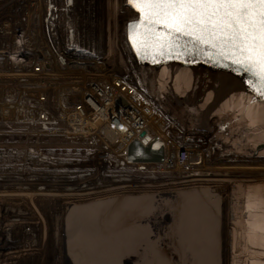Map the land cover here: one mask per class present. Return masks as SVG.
Here are the masks:
<instances>
[{"label":"rangeland","instance_id":"obj_1","mask_svg":"<svg viewBox=\"0 0 264 264\" xmlns=\"http://www.w3.org/2000/svg\"><path fill=\"white\" fill-rule=\"evenodd\" d=\"M121 1L0 0V16L22 20L27 25L35 16L41 23L47 14L53 13L56 28H72L79 45L99 52L100 63L92 77L126 75L137 83L126 39L127 22L134 16L120 10ZM186 114L191 123L181 126L166 112L168 123L162 134L163 141L173 143L168 144V149L192 147L200 153V164L182 176H226L238 172L229 165L233 164V157L220 155L221 145L214 138V130L208 131L204 124H199V118H192L194 111ZM39 130L37 126L0 121V264H61L59 227L64 203L72 201L69 198L75 194L83 198L85 193L111 190L112 175L121 172L98 157V151H91L88 142L42 134ZM258 173L264 176V169ZM43 176L54 179L53 183L34 184V177ZM178 177L168 173L159 178ZM18 208L28 214H19Z\"/></svg>","mask_w":264,"mask_h":264},{"label":"built area","instance_id":"obj_2","mask_svg":"<svg viewBox=\"0 0 264 264\" xmlns=\"http://www.w3.org/2000/svg\"><path fill=\"white\" fill-rule=\"evenodd\" d=\"M35 17L27 25L0 19V121L88 142L121 171L113 178L182 176L196 165L200 153L192 147L168 151L173 143L162 140L168 117L133 61L137 83L126 75L96 79L99 52L79 45L72 28H56L53 13L41 23ZM154 137L166 144L164 160L129 162L131 144Z\"/></svg>","mask_w":264,"mask_h":264},{"label":"bare ground","instance_id":"obj_3","mask_svg":"<svg viewBox=\"0 0 264 264\" xmlns=\"http://www.w3.org/2000/svg\"><path fill=\"white\" fill-rule=\"evenodd\" d=\"M119 8L122 12L136 17V13L125 0L121 1ZM131 59L134 62L132 54ZM135 66L138 69L136 64ZM140 75L155 101L181 126H189L191 122L188 121L186 112L194 111L192 118H199V124H204L208 131L214 130V138L221 145L220 155L242 162L229 164L233 169H251L252 172L264 169V165L260 163L264 162V103L240 88H235L232 79L222 69L200 62H171L160 69H149ZM152 139L157 138H151L147 144ZM164 145L166 152V144ZM197 159L194 161L196 165L202 160L200 156ZM253 161L257 163L252 164ZM33 179L34 184L38 182L41 185L54 181L45 176ZM112 181L113 191L112 188L103 192L98 190L99 192L85 193L83 198L79 194L68 198L72 200L70 202H77L112 195L214 186L222 194L225 204L226 248L229 246L226 262L264 264V176L233 178L197 173L174 179L131 176L113 178ZM163 188L165 190H161ZM67 202L64 203L63 211ZM25 212L24 215L28 214ZM59 228L61 239V224Z\"/></svg>","mask_w":264,"mask_h":264},{"label":"water","instance_id":"obj_4","mask_svg":"<svg viewBox=\"0 0 264 264\" xmlns=\"http://www.w3.org/2000/svg\"><path fill=\"white\" fill-rule=\"evenodd\" d=\"M126 4L138 18L136 10ZM72 37L73 30L70 31ZM126 39L141 74L149 69H160L171 62H183L168 58L166 62L152 63L150 59L137 57L136 50L131 47L135 33L133 41H129L127 26ZM196 62L212 65L202 58H197ZM218 68L232 79L235 88L264 103V98L248 88L242 74H237L231 68ZM148 140L150 138L144 143ZM157 143L159 147H153ZM164 152L165 145L158 139H152L148 144L134 141L129 148V161L157 162L163 160ZM235 176L248 178L256 175ZM224 210L222 194L214 186L70 202L65 205L61 221V264H77L78 260L83 259L104 261L121 247H139L141 244L149 246L146 255L141 257L148 261L158 259L163 264H226ZM18 213L26 212L19 209ZM151 246H155L156 250L152 251ZM86 249L91 251L85 254ZM138 258L133 252L121 257L120 264H137Z\"/></svg>","mask_w":264,"mask_h":264},{"label":"snow or ice","instance_id":"obj_5","mask_svg":"<svg viewBox=\"0 0 264 264\" xmlns=\"http://www.w3.org/2000/svg\"><path fill=\"white\" fill-rule=\"evenodd\" d=\"M71 3V0H68ZM138 13L127 25V38L137 57L152 63L168 58L195 63L197 58L242 74L248 88L264 98V0H126ZM159 57V59H156ZM159 147V143L153 145ZM149 246L121 247L104 261L77 264H120L133 252L137 264H163L143 259ZM155 251V246H151ZM90 249L85 250L87 254Z\"/></svg>","mask_w":264,"mask_h":264},{"label":"flooded vegetation","instance_id":"obj_6","mask_svg":"<svg viewBox=\"0 0 264 264\" xmlns=\"http://www.w3.org/2000/svg\"><path fill=\"white\" fill-rule=\"evenodd\" d=\"M232 160H233V163H235V162H240V163H242L240 160H237V159H235V158H231ZM231 159H228V162L230 161L231 162ZM208 174H211V173H208ZM214 174V173H213ZM241 174H244V175H260V173H258V172H256V171H254V172H252V171H250V172H245V171H238V172H229L228 174H226V175H228V176H230V177H232V176H235V175H241Z\"/></svg>","mask_w":264,"mask_h":264}]
</instances>
